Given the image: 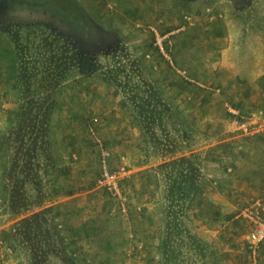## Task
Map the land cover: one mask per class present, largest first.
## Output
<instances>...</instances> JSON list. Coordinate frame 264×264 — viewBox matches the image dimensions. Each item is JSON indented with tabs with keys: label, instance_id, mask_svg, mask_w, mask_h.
Wrapping results in <instances>:
<instances>
[{
	"label": "crops",
	"instance_id": "obj_1",
	"mask_svg": "<svg viewBox=\"0 0 264 264\" xmlns=\"http://www.w3.org/2000/svg\"><path fill=\"white\" fill-rule=\"evenodd\" d=\"M100 1L93 7L104 6L113 23L122 13L124 23L143 25L129 35L144 43L147 70L154 71L169 101L184 107L186 125L199 135V142L179 155L200 157L201 185L181 211L168 210L167 204L173 202L159 173L168 159L152 156L133 107L115 89L95 77L82 80L102 83L94 92L72 87L71 98L58 96L50 132L57 172L56 221L81 262L264 264V242L253 259L247 243L252 216L264 219V131L236 121L264 110V32L250 30L232 0H110L114 7ZM169 8L171 14L181 12L187 19L166 34L172 50L170 67H165L147 54L155 50L156 31L151 26L160 18L170 20ZM83 76L87 75L78 78ZM11 79L6 70L0 74V140L8 121L15 119L16 102L5 95ZM98 138L112 153L110 167L121 175L124 207L97 184ZM9 157L0 148V264H22L4 240V233L21 218H11L4 206L9 198Z\"/></svg>",
	"mask_w": 264,
	"mask_h": 264
},
{
	"label": "rangeland",
	"instance_id": "obj_2",
	"mask_svg": "<svg viewBox=\"0 0 264 264\" xmlns=\"http://www.w3.org/2000/svg\"><path fill=\"white\" fill-rule=\"evenodd\" d=\"M52 1L54 0H50V2ZM95 1L96 0H81L85 10L92 17V19L100 27L104 28L102 35H105L106 30L109 31L107 43H103L101 45L98 44L95 48L91 49V51H93L92 53L97 61V64L100 66V70L92 76L87 75L86 77L83 76L79 78L78 74L74 73L75 76L73 75L68 81L64 82L63 85L58 88L56 95L69 99L73 96V90L76 87L79 90L81 89V91L85 89L88 90L89 93L94 92L97 86L101 85L102 82L100 80L107 83V81L104 79L103 73H107L109 71L111 72L110 76L114 77L116 75V71H124L121 73V77L119 79V84L121 85H119L118 87H115L112 84L108 83L107 85L110 88L115 89L117 91L115 93L123 97L124 100L128 101V103L130 104L128 94L131 93L137 95L138 97H146L145 91L147 90V88L144 87L145 83L143 82H146V80L152 81L155 83L157 91H159L158 96L163 99V101L165 100V102L171 105V107L175 110L171 113L167 112L165 114H162L161 112L164 109L159 108L161 112L158 111L157 116L161 117L160 119L156 120L155 125L151 126L152 133L146 134L145 140L151 149L152 156L155 158L164 157L163 159H168L167 162H173L179 157H190L191 155L180 156L179 153H181V151H179V149L182 150L187 147H191V144H195V141L199 142V135L196 134V131L193 128L186 125V119L183 114L184 107L181 110L176 105L172 104L163 92V88L161 89L158 86L157 81L153 76L154 71L151 72L150 70H147L146 62H144L143 60V57H146V54L142 53L144 43L139 42L137 39L132 38V36L129 35V33H131L132 31L135 33L136 30H142L144 28L142 27V23V26H139L140 22H137V25L130 26L128 22H123L122 19L124 17L122 13L121 17L119 16L117 18H114L115 23H113V21H110L112 19V16H107L106 14H109L108 11L105 12V10L102 8L104 6H98V8L93 7ZM108 2L109 5L111 4V6L114 7L112 1L107 0V3ZM233 2L234 7L236 8L237 15L239 14L243 17L244 21L246 22L245 24L250 28V30L252 29V31L264 32V0H244V4L240 6H237L235 4V1ZM185 3H190V1ZM168 11L169 13H167V17L169 16L170 20L166 19L165 21H163L160 18V20H162L163 22L159 23L160 20H158L155 23L157 24V26H151V28L153 29V33L155 30L162 35L169 34L172 29L178 28V25H183L182 22L187 19L186 18L184 20V15H182L181 12L177 15L171 14L170 8L168 9ZM181 19H183V21L179 23ZM132 20L138 21V18H132ZM144 25L149 24L147 23ZM169 37L167 36L168 44H170ZM67 39L71 40L70 34L66 32L62 25H60L53 16L45 12L34 13L29 10L9 12L7 8L5 9L0 6V74L3 73L4 75V71L6 70V72L9 74V77H13V75H15L16 77L20 78L24 76V68L27 67L32 69V67L35 66L40 69V79L43 80V76L45 75V67H56L60 65L59 61L62 58L61 53L66 49L65 45H67ZM153 41L154 43L152 47L155 48V37ZM81 42L85 44L84 46L86 48L87 42ZM168 44V48L172 50L170 47L171 45ZM106 45L110 46V49H107L108 51L106 50ZM155 50L151 49L150 51L152 53H150V51L148 50V54L151 55L155 64L158 66L165 65V67H170L169 62L171 52L168 53L166 61L164 59H159ZM171 60L173 61L172 57ZM2 63H4L6 67ZM30 77L31 76L28 75L27 78H23L20 81H22L23 84L36 83V81H34V79H30ZM90 77H95L100 80L96 79L89 81V83H81L82 80H90ZM17 81H15L14 84L8 85V91H6L7 88L5 87V95L8 101L16 103L18 101L19 95H21L20 89L17 91L14 90L13 87V85L16 86ZM81 85H83V88H80ZM89 85L93 88L88 87ZM72 87H74V89L69 90L70 88L72 89ZM151 94L152 93H150V95ZM155 102L156 101H154V105H156ZM133 110L135 117L139 119L138 112L136 111V109ZM237 120H239L237 122L240 123V121H243L244 119L237 118ZM10 121L11 120L8 121V126L11 123ZM249 127L250 126H248L247 128ZM12 129L13 128L9 129V127H5V134ZM0 133H2L1 130ZM153 133H155L156 139L153 137ZM97 143L99 144L101 152V173L99 175L97 184L110 197L114 198L110 190L102 183V168L104 165L102 161V152L103 150L109 149L103 145V141L100 138H98ZM5 147L8 148L11 154L9 145L6 144ZM195 155L197 156L196 158L199 159H194L195 161L193 160L192 162L197 168L198 165L196 164L201 161L200 157L196 153ZM110 159L111 158L108 159L107 164L110 170H112V168L110 167ZM38 163H40V165L38 164L39 167H35L33 168V170H27V172H23L20 168H18L17 171H15L13 177H10L8 175L6 176V188L14 189L15 187L16 193L22 195V197H20L19 199V202L21 203L20 210L17 213H12V211H9L10 193L8 195V201H5L4 206H6L8 211L10 212V217H21L18 222L13 223L11 225V228L9 229V231H11V229L13 228L11 233L14 237L11 243L7 242V249L8 251L11 250L14 259H19L22 264H28L31 260L38 258V256L40 257V261L43 264H61L63 262V258L57 257V255H55L53 251V249H56L55 252H59L61 250L59 241H57V238L48 236L49 229L52 234L51 228L55 227L53 222H45L43 219H40L39 221H36V219H34L33 222L28 224L26 222H22V220L25 218H32L35 214L45 211L48 212L47 216L49 220H53V218H55L56 220L54 202L56 200L57 188L54 185L53 179H55V176H57V172L54 171L56 161L51 157L50 145L48 156L47 154L42 155V159H40ZM162 170L163 171H159V173L162 174L164 181H166L164 185L166 186V194L168 196L170 194V189H172V186L177 181L174 194L175 199L172 200L173 203L167 204V209L170 211L171 209L181 211L182 207L185 206L186 201L177 200V198H182L178 188L182 187V190L180 191L188 193L189 185L187 184V181L183 184V178H186V175H189V177H194L195 172H193L192 175V169H189L188 165L186 164L181 166L173 165ZM172 176L174 178H171L170 180L169 178ZM195 178H197V181H200L201 175L196 176ZM121 180L122 178L120 175V185ZM49 182H51V184ZM8 183L10 184V186H8ZM121 187L123 188L122 185ZM46 223L49 224L50 228H48ZM56 223L59 224L58 221H56ZM14 230L16 236L14 235ZM31 231H33L34 233L33 236L28 233ZM42 231L44 232V234L42 233ZM4 240L7 241L5 238ZM10 244L13 245L14 249L16 248V251L12 249L13 247ZM194 244L196 243L194 242ZM35 251L36 254H34ZM60 256L65 257L62 253H60ZM48 259H50L49 263L47 262ZM249 260H247V263L251 262ZM66 264L71 263L67 262Z\"/></svg>",
	"mask_w": 264,
	"mask_h": 264
},
{
	"label": "trees",
	"instance_id": "obj_3",
	"mask_svg": "<svg viewBox=\"0 0 264 264\" xmlns=\"http://www.w3.org/2000/svg\"><path fill=\"white\" fill-rule=\"evenodd\" d=\"M232 1H235L237 6L244 4V0ZM0 6L5 9L7 8L9 12H18L21 10H29L34 13L45 12L53 16L59 24L62 25L66 32L70 34L71 38V40L67 39L68 42L67 45H65L66 49L61 53L62 58L59 61L60 65L56 67H45L43 80L40 79V69L33 66L32 69L27 67L23 69V77L19 78L13 75L10 81L11 84H14L15 81L19 79L16 86L13 85V87L14 90L17 91L20 89L21 95H19L16 103L14 113L15 119L8 126L9 129H13L8 133L6 132L3 139L0 140V148L10 155L8 158L9 167L6 170V176L8 175L13 177L18 168H20L23 172L33 170V168L39 167L38 164L40 165V163L38 162L42 159V155L47 154L48 156L49 145L51 142V125L57 112L59 101L56 92L64 82L68 81L74 75V73L78 75H94L100 70V66L97 64L91 49L95 48L98 44H106L109 37V31L106 30L105 35H102L104 28L100 27L92 19V17L85 10L81 0H54L52 2H50V0H0ZM81 41L87 42L86 48L84 46L85 44ZM107 49H110L109 45H106V50ZM122 72L124 71H116V75L112 77L110 76L111 72L108 71L107 73H103V76L108 84L118 87L121 85L119 84V79ZM28 75H30V79H34L36 83L29 82L30 84H23L22 81H20L23 78H27ZM143 83H145L144 87L147 88L145 91L146 97H138L137 95L130 93L128 94V98L133 109H136L138 112V120L144 131V136L146 137L147 133H152L151 126L156 124L157 119H160L161 116H157L160 109H164L162 112L160 111L162 114L167 112L171 113L175 110L171 107V105L167 104L165 100L163 101V99L158 96L159 91H157L154 82L146 80V82ZM150 93L152 94L150 95ZM154 101H156V105H154ZM244 118L245 117H243V119ZM153 137L156 139L155 133H153ZM6 144L9 145L11 154L8 148L5 147ZM184 150L185 149H179L181 152ZM196 157L197 156L195 154H192L190 157H180L173 162H165L159 166V170L163 171L162 169L169 166H181L186 164L189 169H192V175L193 172H195L194 177L186 175V178H183V184L186 183V181L188 182L189 191L188 193H185L184 191L181 192L180 190H182V187H179L178 189L182 198H177L178 201L188 200L192 194L194 195L200 192L201 184L195 177L201 175V170L199 168L201 163L198 162L196 164L198 165L196 168L192 162L194 159H199ZM171 178L174 177L172 176L169 179L171 180ZM176 182L172 186V189H170V194L168 196V198L172 200L175 199L174 194L176 190ZM8 186H10L9 183ZM6 189L7 191L9 190L8 192L10 193L9 211H12V213L19 212L21 206L19 199L22 195L16 193L15 187L14 189ZM47 213V211L40 212L35 214L32 218L28 217L23 219L22 222H26L28 224L33 222L34 219H36V221H39L40 219H43L45 222L52 221L55 227L51 228L52 234L49 229L48 236L57 238V241H59L61 250L59 252H55L56 249H53V251L57 257L63 258V262L61 264H66L67 262H70L71 264H83L77 254L78 250L63 233L60 225L56 223L55 218H53V220L48 219ZM46 224L48 228H50L49 224ZM12 230L13 228L11 231L4 233L5 239L10 243L14 237L11 233ZM28 233L31 236L34 234L33 231ZM42 233L44 234L43 231ZM14 235L16 236L15 230ZM10 245L13 247L12 244ZM12 249L16 251V248L14 249L13 247ZM60 253H62L65 257L60 256ZM34 254H36V251ZM47 262L49 263L50 259H48ZM28 264L43 263H41L40 257L38 256V258L31 260Z\"/></svg>",
	"mask_w": 264,
	"mask_h": 264
},
{
	"label": "built area",
	"instance_id": "obj_4",
	"mask_svg": "<svg viewBox=\"0 0 264 264\" xmlns=\"http://www.w3.org/2000/svg\"><path fill=\"white\" fill-rule=\"evenodd\" d=\"M209 13L212 12L211 9L208 10ZM167 36L155 32V48L156 50L163 55L165 58L168 57V53L171 50L167 46ZM169 45V44H168ZM148 56H150L148 54ZM239 121V120H236ZM241 123L250 124L257 131H264V110H257L250 113L247 117L244 118ZM112 156V153L109 150H103L102 152V161L104 163L102 168V183L107 187L112 193L113 197L116 198L121 206L124 207L127 197L124 194V190L120 185V173L110 170L107 161ZM259 205V204H258ZM124 210V209H123ZM250 219V218H249ZM254 221V227L251 232L248 234L247 243L251 252V259L257 255V251L260 245L264 242V219H260L257 216H252Z\"/></svg>",
	"mask_w": 264,
	"mask_h": 264
}]
</instances>
